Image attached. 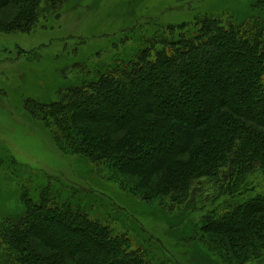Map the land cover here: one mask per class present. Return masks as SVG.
<instances>
[{"label": "trees", "instance_id": "obj_1", "mask_svg": "<svg viewBox=\"0 0 264 264\" xmlns=\"http://www.w3.org/2000/svg\"><path fill=\"white\" fill-rule=\"evenodd\" d=\"M64 2L0 0V34L34 32ZM146 42L130 61L81 69L26 112L63 154L138 180L124 189L186 215L191 241L219 264H264V0L244 22L203 14ZM60 194L27 199L19 219L0 223V264H182L147 232L131 230L157 246L158 260Z\"/></svg>", "mask_w": 264, "mask_h": 264}, {"label": "rangeland", "instance_id": "obj_2", "mask_svg": "<svg viewBox=\"0 0 264 264\" xmlns=\"http://www.w3.org/2000/svg\"><path fill=\"white\" fill-rule=\"evenodd\" d=\"M257 1L263 0H65L57 18L41 22L34 32L0 34V223L19 219L27 199L36 204L57 190L60 202L72 192L82 211L110 230H128L130 244L138 241L149 247L156 260L157 246L146 239L142 243L136 235L139 231L180 254L175 258L161 252L169 262L219 264L203 245L191 241L193 231L186 215L178 209L170 212L166 201L144 202L141 195L124 189L138 180L63 154L49 129L36 122L25 105L52 102L83 68L110 69L117 60H132L147 40L169 25L191 23L203 14L227 15L241 23ZM111 175L122 185L107 180ZM157 179L149 180L148 190L156 187ZM47 183L49 189H44Z\"/></svg>", "mask_w": 264, "mask_h": 264}]
</instances>
